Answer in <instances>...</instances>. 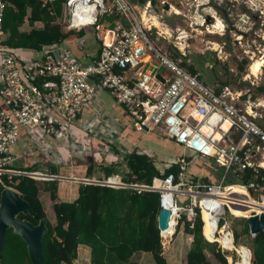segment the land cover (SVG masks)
<instances>
[{
	"label": "built area",
	"instance_id": "built-area-1",
	"mask_svg": "<svg viewBox=\"0 0 264 264\" xmlns=\"http://www.w3.org/2000/svg\"><path fill=\"white\" fill-rule=\"evenodd\" d=\"M90 5L94 8L85 9ZM5 9V0H0V174L50 178L48 173L8 168L21 128L43 130L51 136L65 135L93 98L107 90L125 107L135 130L159 132L174 140L183 154L211 159L235 178L251 170L253 178L238 184L263 200L264 127L257 119L264 114L257 109L260 103L250 99L244 110L238 108L228 96L231 100L239 98L240 92L234 94L225 86L223 93H217L201 81L199 73H191L160 51L150 38L154 15L148 13L149 20L144 21L147 10L138 16L127 0H64L65 28L93 27L101 44L98 57L83 62L67 44L57 42L38 57L21 60L5 43ZM110 15L121 18L113 24L100 21L102 16ZM83 42L84 39L79 41L81 45ZM151 64L154 66L147 68ZM159 68L167 74L159 73ZM174 163L179 164L177 176L170 172L154 177L151 184L126 185L120 179L114 182L116 177L101 183L131 186L138 192L157 191L160 209L171 211L169 227L172 218L174 221V231L167 238L184 216L193 227L200 213L204 238L216 242L205 233L203 213L208 216L210 235L216 236L221 228L230 231L228 217L235 215L231 206L244 207L245 198L231 193L232 182L188 179L185 155ZM261 212L253 210L249 216ZM169 227L159 229L162 239Z\"/></svg>",
	"mask_w": 264,
	"mask_h": 264
},
{
	"label": "trees",
	"instance_id": "trees-1",
	"mask_svg": "<svg viewBox=\"0 0 264 264\" xmlns=\"http://www.w3.org/2000/svg\"><path fill=\"white\" fill-rule=\"evenodd\" d=\"M5 2L3 26L8 32L5 43L19 59L22 60L25 56L37 52L40 54L48 46L57 42L68 44L74 51L69 44H78L81 39H84L80 48L82 55H78L81 59L85 60L89 51H97L95 58L100 53V42L96 39V31L93 27L65 30L64 25L57 22V19L63 16L64 0H5ZM120 18L119 15L102 16L100 21L107 19L111 22ZM25 21H28L31 26L29 31L20 29ZM37 21L42 22L43 26L36 27ZM90 36L98 42V46L93 47L94 50L87 46ZM180 65L186 66L185 62H181ZM238 69L241 71L244 69L242 62L238 64ZM187 70L193 74L197 73L192 65H189ZM111 98L117 103L112 96ZM119 105L129 118L125 107L122 104ZM261 125L264 127V124ZM76 130L73 128L75 135H78ZM113 159L112 156L109 159L111 162L102 166L107 177L118 171V163L113 162ZM123 161L128 171L122 176V180L127 184H151L154 177L166 176L170 172L176 176L179 174V164L172 163L161 170L157 168L151 156L138 150L127 152ZM100 162L102 165L103 161ZM8 168L13 167L8 165ZM56 169L52 164L50 173L65 174L62 170ZM22 170L31 172L36 169L34 166H29ZM88 173L91 174V170ZM252 178V171L247 170L243 177L236 178V182L245 184ZM188 179L195 182L189 175ZM61 183L57 179L42 180L27 174H0V195L5 186H10L18 190L29 202L27 213H20V218H26L33 224H38L42 218L47 217L40 190L47 201L52 202L57 221L53 225L47 220L48 229L42 239L43 264H73L78 257L79 244H86L91 248V264H140L130 260L137 250L151 252L155 264H169L163 255L162 237L157 221L160 211V198L157 191L138 192L133 187L81 183L76 185L78 193L69 198L59 194ZM238 183H233L232 186H239ZM244 190L247 199L258 201L249 195L245 187ZM231 209L236 216H244L242 208L231 206ZM203 217L206 221L204 226L206 231L208 221L205 212ZM180 223H183L186 232L193 235L191 247L187 252L188 264H228L224 252L216 248V242H210L204 238L200 213L195 218L193 227L190 226L191 221L186 216ZM248 229V222L245 221L243 230L248 231ZM234 235L236 246L245 245L240 243L238 231H235ZM251 248L252 250L249 248L252 253L251 263L264 264V230L252 239ZM207 252L214 255L217 263L208 257ZM2 253V264H32L26 242L19 234L14 233L11 227L7 229Z\"/></svg>",
	"mask_w": 264,
	"mask_h": 264
},
{
	"label": "rangeland",
	"instance_id": "rangeland-1",
	"mask_svg": "<svg viewBox=\"0 0 264 264\" xmlns=\"http://www.w3.org/2000/svg\"><path fill=\"white\" fill-rule=\"evenodd\" d=\"M127 1L133 7L136 15L139 16L141 12L147 10V14L154 15L161 21L160 26L152 25L150 32L151 40L160 51L180 63L185 62L186 69L189 65L194 66L197 73L200 74L201 81L217 92L223 93L225 86H228L234 94L240 92L241 97L239 98L235 97L231 100L228 96V100L236 104L238 108L244 110L250 103L247 100L251 98L260 103L257 109L264 114V67L257 76H247L249 65L253 59L264 58V0ZM151 20L153 21V19ZM218 20L223 23V30L214 26ZM57 22L63 26L67 20L63 15L57 19ZM35 26H42V23H35ZM89 41L87 42L88 47L98 46V42L94 40L93 36L89 37ZM241 62L244 64L242 71L238 69V64ZM153 66L154 64H152ZM159 70L161 73L167 74L165 69ZM260 87L263 89L260 90ZM108 99L113 100L110 95H108ZM257 120L264 124V115L263 118ZM146 146L153 150L154 158L160 164L161 170L166 168L170 159L178 161L181 156L185 155L190 156V160L192 159L187 169V176L189 175L191 179L195 181L203 179L204 172L211 173L217 180L222 177L219 175L221 168L219 169L213 160L195 158L189 152L183 154L182 148L178 144L167 139L166 136L159 135V132L152 133V138ZM144 150H141L142 153H146ZM231 177L235 181L234 176ZM249 194L254 199L260 200L259 194L253 191H250ZM41 198L51 214L52 202L47 201L44 194L41 195ZM251 211L245 210L244 216L230 215L228 223L229 230L233 235L235 231L239 232L240 243L247 245L252 250V239L255 235L249 229L248 231L243 230L247 216ZM180 230L181 224L172 236L167 239L163 238L165 241L163 250L173 246L178 247L179 259L185 264L186 239L180 246L176 245ZM187 240L190 241L189 236ZM216 248H220L224 252L228 264H234L236 251L224 250L218 241H216ZM207 254L212 261L217 263L212 253L207 252ZM229 255L232 256V260L229 259ZM87 263L83 260L73 262V264ZM146 264H154L151 257L146 260Z\"/></svg>",
	"mask_w": 264,
	"mask_h": 264
},
{
	"label": "crops",
	"instance_id": "crops-1",
	"mask_svg": "<svg viewBox=\"0 0 264 264\" xmlns=\"http://www.w3.org/2000/svg\"><path fill=\"white\" fill-rule=\"evenodd\" d=\"M107 19H105V23L108 24H113L115 21H117V19H114L110 22L107 21ZM39 22L40 21H37L36 23ZM20 29L24 31H29L31 29V26L28 21H25V23L20 27ZM64 29L68 30L67 28H65V26ZM96 39L100 42L97 36ZM69 45L73 47L74 51H76L77 56L82 55V51H80L82 45L80 43H71ZM91 49L94 50L93 47H91ZM96 54L97 51H89V53L86 55L88 57L85 60L81 59V56L78 57L83 60V62H89L94 60ZM39 55L40 54L37 52L33 55L30 54L29 56H25L24 59H30L32 58V56L38 57ZM147 67L152 68V64L150 66L147 65ZM159 69H157V71L161 73ZM108 95L110 94L107 91L99 92L93 98L92 102L85 108L84 112L80 115L77 124L70 126L68 132L66 131L65 135L51 136L49 134L44 133L43 130L28 131L25 128H21L19 140L15 145L12 146L13 159L9 165L12 166L14 169L21 171H23L22 169H24L25 167L34 166V169H36L35 171L48 173L54 176L67 177L66 179L55 177L48 178L46 180L57 179L61 181L62 183L59 188V194L63 197L67 196L69 198L78 193V186L76 185L81 183H90L84 181L85 179L96 180L97 182L94 184L100 185H104L100 182L109 177H118L123 182L122 176L128 171L125 161H123L124 155L127 152L138 150L142 153L141 150L145 149L144 151H146V153L153 158L154 163L156 164L157 168H159L160 164L158 163V161L155 160L153 150L150 147L146 146V144L152 138V133L154 132H145L138 130L136 131L132 124V120L130 119V117L128 118L122 106L115 103L114 100L110 101L108 99ZM250 99L247 100V102H249ZM73 128L78 130H76L78 133V135L76 134L77 136L73 132ZM91 128L92 131L90 130ZM112 156L114 157L113 162L118 163V171L107 177L105 175L104 170L102 169V166L107 164L109 162V159L112 158ZM191 156L196 158V156H194L193 154H191ZM191 160L188 158V162H191ZM100 161H103L102 165ZM174 161L175 160L170 159V161L165 167H169L172 163H174ZM52 164H54L55 168H57L56 170H62L63 172H65V174L50 173ZM219 169L221 172L219 175L222 176L220 180L215 179L214 176L211 175V173L204 172V178L198 181L207 180L212 182H218L224 180L225 182L229 183L236 182L235 177H233L235 181L232 180L231 173L225 174V171L222 167H219ZM90 170L92 172L91 174L88 173V171ZM123 183L129 185L125 182ZM42 194L43 192L40 190V197ZM44 208L47 214V220H49L53 225L56 224L57 220L53 206L51 209V214H49L48 208L45 206V204ZM188 236L190 241L187 240ZM185 239L187 242L186 249L184 251V259L185 264H188L187 252L191 247L193 235L189 232H186L184 230L183 223H181V230L179 232L176 245L180 246L181 243L185 241ZM163 242L165 241H163L162 239V244ZM177 248L173 246L172 248L169 247L163 250V255L166 257L169 264H184L179 259ZM140 255L141 256L137 260L134 259L132 261H136L140 264H146V260L148 258L151 257L153 260L151 252L141 251ZM82 260L84 262L87 261V264H91V248L86 244L78 245V257L76 261Z\"/></svg>",
	"mask_w": 264,
	"mask_h": 264
},
{
	"label": "water",
	"instance_id": "water-1",
	"mask_svg": "<svg viewBox=\"0 0 264 264\" xmlns=\"http://www.w3.org/2000/svg\"><path fill=\"white\" fill-rule=\"evenodd\" d=\"M154 3V1H152ZM168 7V6H167ZM158 77L161 78L160 75ZM67 178L64 176L51 175L50 178ZM84 181L96 183V180L85 179ZM99 182V181H98ZM101 183V182H100ZM29 202L23 198L18 190L5 186L0 195V264L3 256V246L5 243L7 229L13 228V232L19 234L27 244L29 256L32 264H43L42 239L47 231V217L42 218L38 224H33L26 218H20V213H27ZM171 211L161 208L157 221L158 227L165 230L169 227ZM249 231L255 236L264 230V212L248 216ZM142 250H137L130 257V260L138 259ZM240 260V258H238Z\"/></svg>",
	"mask_w": 264,
	"mask_h": 264
},
{
	"label": "bare ground",
	"instance_id": "bare-ground-1",
	"mask_svg": "<svg viewBox=\"0 0 264 264\" xmlns=\"http://www.w3.org/2000/svg\"><path fill=\"white\" fill-rule=\"evenodd\" d=\"M94 6L90 5L89 7L85 6V9L91 10L93 9ZM153 25L155 26H160L161 21L159 20V18H157L156 16L153 17ZM217 18V17H216ZM143 20L148 22L149 20V15L147 13L143 14ZM217 22V21H216ZM223 23L218 20V23H216L214 26L216 28H218L219 30H223ZM212 26V25H211ZM219 32V31H218ZM214 33V32H213ZM221 33V32H220ZM264 67V58H257V59H253V61L250 63L249 65V73L247 76H257L261 70ZM93 180V179H92ZM114 182L118 183L119 178H115L113 180ZM231 193L233 194H240L241 196H243L246 200V205L244 207H242V209L245 211H253V210H258V211H262L264 212V198L263 200L260 201H254V200H250L247 199L245 197V190L243 186H231ZM233 207V206H232ZM207 220H208V216H207ZM172 224H174L173 218L171 220V227H169V229L167 231H164V236L167 238L168 237V233L172 234V232L174 231V227L172 226ZM210 226L208 223V228L206 229L205 233L214 241H218L220 243V245L223 247L224 250L226 251H231V252H235L236 251V260H234V264H251V250L245 246V245H241V246H236L235 245V239H234V235L231 231H227L224 228H221L220 230V234L216 235V236H212L210 235ZM230 260H232V256L229 255L228 256ZM238 258H240V260H238Z\"/></svg>",
	"mask_w": 264,
	"mask_h": 264
}]
</instances>
